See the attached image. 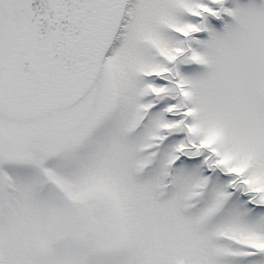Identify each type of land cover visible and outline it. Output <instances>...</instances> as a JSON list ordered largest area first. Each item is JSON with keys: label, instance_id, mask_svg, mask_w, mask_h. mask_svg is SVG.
Returning a JSON list of instances; mask_svg holds the SVG:
<instances>
[{"label": "snow or ice", "instance_id": "6c2138e0", "mask_svg": "<svg viewBox=\"0 0 264 264\" xmlns=\"http://www.w3.org/2000/svg\"><path fill=\"white\" fill-rule=\"evenodd\" d=\"M0 264H264V0H0Z\"/></svg>", "mask_w": 264, "mask_h": 264}]
</instances>
